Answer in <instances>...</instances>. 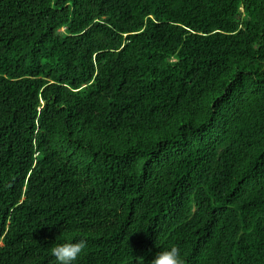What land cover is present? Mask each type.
<instances>
[{
    "label": "trees",
    "instance_id": "obj_1",
    "mask_svg": "<svg viewBox=\"0 0 264 264\" xmlns=\"http://www.w3.org/2000/svg\"><path fill=\"white\" fill-rule=\"evenodd\" d=\"M264 264V0H0V264Z\"/></svg>",
    "mask_w": 264,
    "mask_h": 264
},
{
    "label": "clouds",
    "instance_id": "obj_2",
    "mask_svg": "<svg viewBox=\"0 0 264 264\" xmlns=\"http://www.w3.org/2000/svg\"><path fill=\"white\" fill-rule=\"evenodd\" d=\"M88 247L86 237L73 238L68 236L63 243L54 244L51 254L55 257L54 264H78L81 254ZM148 264H183L178 247L158 251Z\"/></svg>",
    "mask_w": 264,
    "mask_h": 264
}]
</instances>
